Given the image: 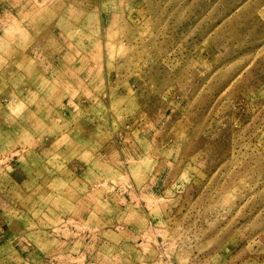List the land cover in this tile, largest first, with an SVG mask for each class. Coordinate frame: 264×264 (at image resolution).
<instances>
[{"label":"rangeland","instance_id":"obj_1","mask_svg":"<svg viewBox=\"0 0 264 264\" xmlns=\"http://www.w3.org/2000/svg\"><path fill=\"white\" fill-rule=\"evenodd\" d=\"M0 264H264V0H0Z\"/></svg>","mask_w":264,"mask_h":264}]
</instances>
